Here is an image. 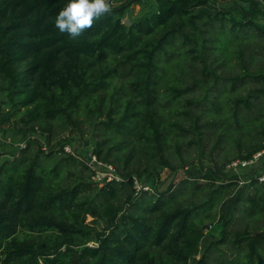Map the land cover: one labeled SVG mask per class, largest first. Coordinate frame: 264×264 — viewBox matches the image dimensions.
Masks as SVG:
<instances>
[{
    "label": "trees",
    "instance_id": "1",
    "mask_svg": "<svg viewBox=\"0 0 264 264\" xmlns=\"http://www.w3.org/2000/svg\"><path fill=\"white\" fill-rule=\"evenodd\" d=\"M118 1L124 2L73 40L54 26L67 0H0L1 121L12 115L27 126L37 123L44 134L53 129L55 120L70 119L83 108L98 114L107 108L101 124L111 144L104 153L107 141H96L99 159L111 164L124 160L129 169L134 158L142 162L154 153L170 167L163 152L174 129L181 126L165 113L190 115L189 110L179 113L177 107L191 87L181 88L172 81L173 66L168 67L176 56L178 37L183 45L201 51L199 24L212 19L225 22L230 13L212 0H155L157 13L128 25L123 20L125 10L140 0ZM252 1L262 12L252 11L264 14L262 4ZM251 16L230 15L233 35L216 33L215 41L225 55L241 39L238 28L264 33V24ZM203 71L211 75L213 70L204 66ZM204 85L208 90L212 84ZM235 101L248 111L254 106L246 97ZM260 107L264 108V101ZM224 109L221 101L207 108L214 120L206 126L234 120L237 128H246L250 117L240 113L239 106L233 113ZM62 145L58 151L46 150L40 141L28 139L12 161L1 165L0 264H190L200 254L205 231L194 217L196 207L184 206L167 195L170 191L159 193L152 186L137 191L134 174L141 177L149 168L119 173L123 182L99 189L83 177L64 186L62 166L79 161L71 155L59 156ZM263 149L262 144L251 145L239 156L249 160ZM260 171L253 170L250 177ZM232 180L230 185L239 183ZM251 185L264 189L256 179L243 186ZM253 189L250 201L255 214L264 205V191L261 195L260 189ZM89 216L106 223L94 246H90ZM229 217L227 210V222ZM254 237L248 231L238 233L234 245L243 242L249 252L242 260L217 264H264ZM200 262L209 264L204 258Z\"/></svg>",
    "mask_w": 264,
    "mask_h": 264
},
{
    "label": "rangeland",
    "instance_id": "2",
    "mask_svg": "<svg viewBox=\"0 0 264 264\" xmlns=\"http://www.w3.org/2000/svg\"><path fill=\"white\" fill-rule=\"evenodd\" d=\"M212 1H216L215 5L218 9L229 11L226 21L212 19L206 25L199 24L202 29L201 51H193L192 44L183 45V40L179 36L176 56L168 64V67L173 66L170 79L176 81L181 88L191 87L190 91L183 95L181 104L177 107L179 113L189 110L190 115L175 114L171 111L165 113L166 118L181 126L174 129L168 140L169 144L163 152L170 167H165L163 159L154 153L142 162L134 158L129 169L125 167L124 160L112 164L119 173L149 168V172L141 177L134 174L138 178V189L150 183L156 192L170 191L167 195H172L184 206L196 207L194 217L204 227L205 235L200 254L192 259L190 264H203L200 262L202 258L209 264H217L246 256L249 252L248 246L243 242L237 245L233 243L237 234L244 231L256 236L254 238L258 240L257 251L264 254V236H262L264 205L261 206V211L253 214L250 201L253 188L260 189L261 195L264 189L256 185L243 186L252 181L250 174L253 170L264 169V149L255 154L259 157L251 171L246 168L241 169V165L230 166L242 160L240 153L246 154L247 148L251 145H264V112L261 113L264 108L260 107V102L264 101L262 98L264 78L261 73H264V33L238 28L237 33L241 39L232 43L231 50L226 55L223 48H220L215 41L217 32L221 35L224 33L233 35L230 15L240 18L251 13L255 22L264 24V14L261 13V7L257 3L254 4L252 0ZM123 2L110 0L111 8L118 7ZM252 9H260L261 12H253ZM158 11L159 6L155 0H140L126 8L123 20L133 23L150 17ZM204 66L213 70L211 75L204 73ZM206 83L212 84L208 90L204 87ZM205 95L208 96L207 99ZM240 97L250 99L254 104L252 110L248 111L241 103H236L235 100ZM220 101L226 112L233 113V110L239 106L240 113H246V116L250 117L246 128H237L238 125L234 120L224 126L220 124L206 126V122L214 120V116L206 109H212ZM105 113L107 108L102 114L92 113L89 109L83 108L70 119L55 120L53 129L44 134L37 123L27 126L18 117L12 115L8 121H1L0 113V167L4 162L12 161L20 149L26 146L28 139L40 141L46 150L53 147L52 149L58 151L65 143L62 145L65 153L58 152V155L63 157L71 155L79 162H76V165L67 163L62 166L63 183L61 184L65 186L66 183L83 177L84 181L98 185L96 187L99 189L105 184L95 183L86 163L78 156L67 152L65 146H70L72 151L79 149L77 152L81 155L87 152V154L96 155L94 152L96 141L108 139L101 124L103 120H106ZM243 117L241 116L240 119ZM224 128H226L225 137L219 142L218 137L224 133ZM110 144L111 141L103 143L104 153ZM148 159L149 163H147ZM233 178L239 183L230 185ZM227 210L230 212L229 222L225 218ZM93 220V217L87 218L93 239L90 243L95 244L97 234L104 232L106 223L102 220Z\"/></svg>",
    "mask_w": 264,
    "mask_h": 264
},
{
    "label": "clouds",
    "instance_id": "3",
    "mask_svg": "<svg viewBox=\"0 0 264 264\" xmlns=\"http://www.w3.org/2000/svg\"><path fill=\"white\" fill-rule=\"evenodd\" d=\"M110 11V0H67L55 17L54 26L75 40L85 30L91 29L94 21L109 14Z\"/></svg>",
    "mask_w": 264,
    "mask_h": 264
},
{
    "label": "built area",
    "instance_id": "4",
    "mask_svg": "<svg viewBox=\"0 0 264 264\" xmlns=\"http://www.w3.org/2000/svg\"><path fill=\"white\" fill-rule=\"evenodd\" d=\"M258 2H260L262 4V6L264 7V0H257ZM67 146V145H66ZM65 148L67 152H71L73 155L78 156L80 159L83 160L84 163H86V165L90 168L91 172H92V179L95 183L98 184H107V183H111V182H123L125 179L119 174V172L117 171V169H115L113 167V165L111 163H107L102 161L101 159H99L94 153H90V154H83L81 155L80 153H78L77 151H79V149H77V151H72V148H70V146H67ZM87 150V149H85ZM82 156V157H81ZM259 155H255L252 159L249 160H239V164L234 162L232 163L230 166H236V165H241V169L246 168L247 170L252 166V164L256 163V161L258 160ZM138 178L134 177V183H135V187L137 188V184H138ZM256 179L257 183L260 185L264 186V171H260L257 174L254 175V177L252 178ZM138 189V188H137ZM139 190H152L150 184H148L146 187L145 186H141L139 187ZM94 244H90V246H92Z\"/></svg>",
    "mask_w": 264,
    "mask_h": 264
},
{
    "label": "water",
    "instance_id": "5",
    "mask_svg": "<svg viewBox=\"0 0 264 264\" xmlns=\"http://www.w3.org/2000/svg\"><path fill=\"white\" fill-rule=\"evenodd\" d=\"M126 23H128V25H130V24H131L130 22H126Z\"/></svg>",
    "mask_w": 264,
    "mask_h": 264
}]
</instances>
